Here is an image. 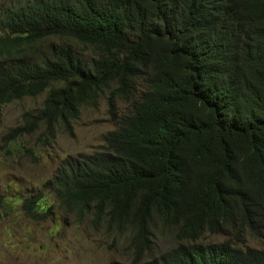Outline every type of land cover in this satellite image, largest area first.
<instances>
[{
  "label": "trees",
  "instance_id": "16d2710c",
  "mask_svg": "<svg viewBox=\"0 0 264 264\" xmlns=\"http://www.w3.org/2000/svg\"><path fill=\"white\" fill-rule=\"evenodd\" d=\"M43 93L5 151L72 137L80 108L105 97L114 130L45 188L64 212L126 235L129 264H264V250L239 247L264 240V0H12L0 7V113ZM40 200L22 199V216L45 220ZM206 233L229 239L203 245ZM162 237L173 246L155 254Z\"/></svg>",
  "mask_w": 264,
  "mask_h": 264
},
{
  "label": "rangeland",
  "instance_id": "374dc122",
  "mask_svg": "<svg viewBox=\"0 0 264 264\" xmlns=\"http://www.w3.org/2000/svg\"><path fill=\"white\" fill-rule=\"evenodd\" d=\"M11 1L0 0V7ZM74 48L83 60L93 56L92 51L82 46ZM41 49L46 52V48ZM45 98L46 93L25 98L5 106L0 113V264H129L126 235H107L103 224L93 227L90 215L79 217L64 212L45 188L64 159L99 151L104 136L114 130L105 97L95 105L80 108L78 119L71 122L72 137L59 130L52 147H37L26 139V143L12 144L11 152L5 151L2 137L21 123L23 113L41 109ZM116 108L119 116L126 114V105L117 103ZM17 147L23 154L17 153ZM29 149L33 150L31 156L24 153ZM39 193L41 212L48 209L51 212L42 221L27 219L22 216L21 200ZM228 239L206 233L199 243L212 246ZM172 246V238L162 237L155 244V254ZM239 247L264 250V240L244 236Z\"/></svg>",
  "mask_w": 264,
  "mask_h": 264
}]
</instances>
